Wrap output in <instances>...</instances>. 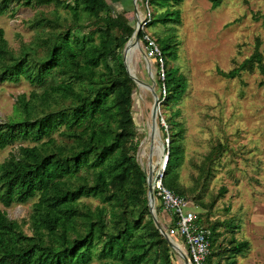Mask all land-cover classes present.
<instances>
[{"label":"trees","instance_id":"obj_1","mask_svg":"<svg viewBox=\"0 0 264 264\" xmlns=\"http://www.w3.org/2000/svg\"><path fill=\"white\" fill-rule=\"evenodd\" d=\"M11 1L58 3L67 17L55 7L40 10L30 20L36 39L21 42L17 51L0 28V83L25 80L34 87L28 96L16 97L15 117L0 123V149L19 143L0 163V203L9 207L35 199L28 214L30 235L22 229L25 220L9 219L0 210V264H89L94 258L99 264H176L149 210L147 172L136 159L141 139L132 114L136 84L122 59L134 23L122 13L112 14V0H0V13ZM181 1L145 0L153 10L161 9L147 26L180 24V10L172 6ZM210 1L213 8L221 2ZM145 35L139 29V39L148 46ZM153 38L163 63L162 74L154 56L159 107L171 108L158 117L168 139L162 181L185 196L197 192V186L183 188L178 179L184 128L176 106L188 81L177 65H170L178 60L175 35ZM255 61L264 72L255 50L226 75L252 70ZM221 146L203 157L195 182L214 174ZM219 190L222 197L226 189ZM154 209L161 207L155 203ZM199 213L196 222L205 225ZM206 226L211 245L205 264H236V256L249 246L233 237L239 223L227 218ZM221 227L231 232L228 248L217 244Z\"/></svg>","mask_w":264,"mask_h":264},{"label":"rangeland","instance_id":"obj_2","mask_svg":"<svg viewBox=\"0 0 264 264\" xmlns=\"http://www.w3.org/2000/svg\"><path fill=\"white\" fill-rule=\"evenodd\" d=\"M112 1V14H124L135 26L139 21L151 37L171 32L175 35L178 60L170 65H177L188 81L187 92L176 106L184 128L179 182L183 188L197 186V192L185 196L192 200L195 207L190 204V208L200 212L205 225L227 218L239 223L233 237L237 241L247 240L249 246L236 256V264H264V72L255 61L252 70H240L232 77L226 75L255 50L261 54L264 68V0H221L216 8L210 0H182L172 6L180 10V24L155 27L146 22L161 9L153 10L145 0ZM54 7L61 17H67V9L58 3L25 6L11 1L0 13V28L9 47L17 51L21 42L34 41L37 30L30 27V20L40 10L48 13ZM125 47L122 59L136 84L132 114L141 136L136 159L147 173L149 167L156 172L168 149L166 129L160 128L163 118L158 117L163 112L167 115L171 108L159 107L153 118L155 95H159L155 57L140 39L129 55ZM33 89L25 80L0 83V123L15 117L16 97L23 93L28 96ZM18 144L0 149V163ZM220 144L222 153L214 161V174L207 181L195 182L203 157ZM221 187L226 192L219 197ZM34 200L9 207L0 203V210L9 219L26 221L22 229L28 235V214ZM90 202L93 206L98 203ZM198 202L212 207L203 208ZM155 203L158 201L154 206ZM153 215L163 221L160 209L156 212L153 208ZM219 232L217 244L228 248L231 232L224 227ZM182 248L186 250L183 244ZM171 250L173 260L181 264L182 256L175 248ZM89 264H99V260L94 258Z\"/></svg>","mask_w":264,"mask_h":264},{"label":"built area","instance_id":"obj_3","mask_svg":"<svg viewBox=\"0 0 264 264\" xmlns=\"http://www.w3.org/2000/svg\"><path fill=\"white\" fill-rule=\"evenodd\" d=\"M144 39L148 42L147 47L150 54L158 57L160 71L163 74L162 59L159 57L160 53L154 39L148 34L144 36ZM162 123L164 124L163 121ZM165 164L166 160L164 157L159 170L156 172L152 171L154 202L157 200L162 211L169 216V222L164 230L169 239L178 248L182 247V244L185 246V254L187 258L189 256L187 264H205V260L210 253L211 231L206 225L196 222L198 212L194 208H190V204L193 205V203L189 198L176 194L163 185L162 178Z\"/></svg>","mask_w":264,"mask_h":264},{"label":"water","instance_id":"obj_4","mask_svg":"<svg viewBox=\"0 0 264 264\" xmlns=\"http://www.w3.org/2000/svg\"><path fill=\"white\" fill-rule=\"evenodd\" d=\"M140 28H141L140 22L137 21L136 22V26H135V31L132 34L133 38L131 37L130 39H133L134 41H138L139 40L138 31H139ZM130 39L126 42V45L130 42ZM123 63H124V61H123ZM125 67H126V65H125ZM126 71L130 75V77L132 79H134L133 75H131L129 73V70L127 69V67H126ZM158 109H159V101H158L157 96L155 95V100H154V104H153V107H152V116H153V118L156 117ZM166 157H167V155H166ZM152 171H153L152 167H149V171L147 173V200H148L149 210H150L151 214L153 215L154 197H153V194H152ZM153 220H154L155 225L157 226V228L160 230V232L164 235V237L168 241L170 247H173L177 251H179L178 247L169 239V237L167 236L165 230L159 224L158 220L156 219V217L154 215H153ZM182 257H183V260L185 261V264H187L188 263V259H187L186 255L182 254Z\"/></svg>","mask_w":264,"mask_h":264},{"label":"crops","instance_id":"obj_5","mask_svg":"<svg viewBox=\"0 0 264 264\" xmlns=\"http://www.w3.org/2000/svg\"><path fill=\"white\" fill-rule=\"evenodd\" d=\"M161 212H162V215H163L164 218L162 219L163 221H158L159 224L160 225L161 224L164 225V223L168 224V222H169V216H168V214L165 213V212H163L162 209H161ZM180 249H181V251L178 252V253L182 256V254H185V250H183L182 247H180ZM180 262H181V264H185V261L183 260V257L180 258ZM177 263H178V261H177Z\"/></svg>","mask_w":264,"mask_h":264},{"label":"bare ground","instance_id":"obj_6","mask_svg":"<svg viewBox=\"0 0 264 264\" xmlns=\"http://www.w3.org/2000/svg\"><path fill=\"white\" fill-rule=\"evenodd\" d=\"M136 46V41H134L133 39H130V42L126 45L125 47V52L126 54L128 53V55L134 50ZM125 54V55H126ZM127 57V56H126ZM127 59V58H126ZM128 64V63H127ZM140 88V87H139ZM165 156V160H166V153L164 154Z\"/></svg>","mask_w":264,"mask_h":264},{"label":"clouds","instance_id":"obj_7","mask_svg":"<svg viewBox=\"0 0 264 264\" xmlns=\"http://www.w3.org/2000/svg\"><path fill=\"white\" fill-rule=\"evenodd\" d=\"M140 29H142V27L140 28ZM162 121H163V119H162ZM164 122V121H163ZM163 124V123H162ZM164 125H165V122H164ZM168 153H166V155H167ZM166 160H167V157H166ZM163 229H164V227H163ZM171 240V239H170ZM179 249V251L178 252H180L181 250H180V248H178ZM186 255V254H185ZM187 257V256H186ZM188 259V258H187Z\"/></svg>","mask_w":264,"mask_h":264}]
</instances>
